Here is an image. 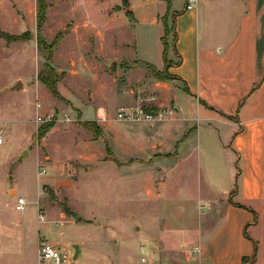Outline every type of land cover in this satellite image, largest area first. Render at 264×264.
Segmentation results:
<instances>
[{
  "label": "crops",
  "instance_id": "obj_1",
  "mask_svg": "<svg viewBox=\"0 0 264 264\" xmlns=\"http://www.w3.org/2000/svg\"><path fill=\"white\" fill-rule=\"evenodd\" d=\"M162 1L167 4L165 11L155 8V0H130V4L136 23L150 22L163 28L159 20L166 15L170 1L171 13L177 15L176 51L182 63L168 72L178 80L142 81L135 90L123 88L112 100L100 104L90 97L88 104L93 103L95 110L89 119L75 108L76 124L59 123L37 143L42 153L39 165L43 163L46 169L42 179L37 165L39 186L44 181H79L105 174L123 197L162 199L171 190L172 196L180 197L177 203L184 206L187 224L179 230L166 225L150 227L151 236L145 243L156 241L168 251H173L169 245L199 246L198 264H244V260L246 264H264V0H198L189 12L185 11L186 0L179 9L173 0ZM175 57L178 62V55ZM53 59L54 69L60 71L55 54ZM137 60L141 67L137 66L134 74L146 75L142 65L153 64L146 58ZM155 67L163 70L164 61ZM20 84L23 89L25 85ZM146 89L157 93L144 100L140 93ZM37 93L39 100L49 99L55 108L38 101L40 113L56 111L61 102L39 82ZM138 100L153 104L162 117L152 122L117 120L121 107H133ZM88 122L101 131L99 139L83 128L82 124ZM0 123L4 126L12 121L1 116ZM61 130L63 134L85 132L78 147L80 155L69 154L65 159L52 155L45 139ZM10 134L5 130L6 137ZM217 148L225 156L222 165L215 158ZM23 152H27L24 157L29 156L28 150ZM8 226L2 228L5 238H15ZM54 243L50 242L65 255V249ZM78 245L77 260L75 254L73 259L69 257L72 264L82 258V243ZM139 247L144 253L145 245ZM92 251L98 254L95 264H126L132 260L126 248L115 252L117 256L105 254L108 258H103L97 248ZM17 264L36 262L23 257Z\"/></svg>",
  "mask_w": 264,
  "mask_h": 264
},
{
  "label": "rangeland",
  "instance_id": "obj_2",
  "mask_svg": "<svg viewBox=\"0 0 264 264\" xmlns=\"http://www.w3.org/2000/svg\"><path fill=\"white\" fill-rule=\"evenodd\" d=\"M182 2L173 0L172 4L179 9ZM166 5L165 1L155 0L159 11H165ZM132 10L130 0H0V31L14 41L0 39V117L12 121L3 126L11 134L5 135V143L0 146L3 152L0 156V264H17L23 257L30 263L34 260L36 264H50L39 259L40 241L61 245L68 259L71 255L73 259L74 247L82 243L81 256H86V261L80 258L78 264H95L98 254L92 253L94 248L110 257L126 248L132 259L126 264L133 260L137 263L142 256L150 258L152 264H198V258L186 254L191 244L169 245L173 251H168L156 241L145 243L151 236L150 227L166 225L179 230L187 224V214L182 212L184 206L177 203L180 197L172 196L171 190L162 199L148 200L117 194L112 180L105 174L79 181L74 178L75 181L69 182L44 181L42 187L37 180L42 154L37 145L41 143L38 131L46 126L35 125V106L40 101L55 109L53 101L38 98V82L46 88L38 74L49 64L51 50L61 69H55L60 77L57 89L61 98L46 89L61 102L56 111L71 116L72 123L67 125L78 121L75 108L83 112L85 119L92 117L95 108L93 103L88 104L90 97L95 104H100L112 100L123 88L135 90L142 81L157 80L144 65L146 75L134 74V71L141 67L137 58L149 59L146 61L157 67L163 65V28L150 22L136 23ZM168 25L172 47L171 18ZM170 58L177 60L172 50ZM51 67L54 68V59ZM19 82L25 85L23 89L16 87ZM6 89L11 91L2 95ZM146 90L140 93L144 100L157 93ZM143 104L155 108L153 104ZM63 133L53 131L45 139L52 155L62 159L69 154L80 155L82 151L78 147L84 141L85 132ZM26 150L29 156L23 157ZM215 158L219 165L225 163V156L218 148ZM42 170H46L43 163L38 166L43 179L46 173L42 174ZM197 182L196 179L195 185ZM21 196L27 200V206L25 211L16 212L15 204ZM6 226L15 233V238H5L2 228ZM143 232L147 233L141 237ZM141 245L146 247L144 253L138 250ZM149 250L155 252L153 256L149 257Z\"/></svg>",
  "mask_w": 264,
  "mask_h": 264
},
{
  "label": "built area",
  "instance_id": "obj_3",
  "mask_svg": "<svg viewBox=\"0 0 264 264\" xmlns=\"http://www.w3.org/2000/svg\"><path fill=\"white\" fill-rule=\"evenodd\" d=\"M198 4V0H186V6L185 11L189 12L196 8ZM146 108L153 109L150 106H146L138 100L137 104L133 107H121L117 114L116 118L119 121L122 122H152L155 121L158 118H161L163 113L160 112H152L151 110H147ZM36 110L37 114L35 117V123L38 126H42L45 124H59V123H72V118L67 113H61L57 111L53 112H45L40 113L41 111V104H36ZM103 121L106 120V118H101ZM5 143V131L3 129V124L0 123V146H2ZM46 170H42V174H45ZM27 206V200L24 197L17 198L15 209L18 212L25 211V208ZM204 206L202 208V211H204L206 208ZM40 218L43 220V216H40ZM39 259L42 263H50V264H58L61 261L66 263L67 261L72 264V261L68 259L61 251L60 248L47 243L45 241H40L39 243ZM186 254H188L190 257H198L201 254V249L199 246H195L190 248L188 251H186ZM132 264H151V260L149 258H146L143 256L139 262L132 263Z\"/></svg>",
  "mask_w": 264,
  "mask_h": 264
},
{
  "label": "trees",
  "instance_id": "obj_4",
  "mask_svg": "<svg viewBox=\"0 0 264 264\" xmlns=\"http://www.w3.org/2000/svg\"><path fill=\"white\" fill-rule=\"evenodd\" d=\"M176 17H177V15H174L171 13V4L169 1L167 13L164 17L161 18V22H162L163 29H164V33H163V36L161 38V42L163 45L164 68H163V70L160 71L153 65H148V64L146 65V67L151 71V73L154 75V77L158 81H168V82L172 81L173 82V81L178 80L175 76H172L168 72V70L171 67L180 65L182 63L181 56L176 51V42H177ZM170 18H172V29H173V33H174L173 34L174 36H173V46L172 47L169 44L171 29L168 25V21L170 20ZM0 39H4L10 43L14 42L12 39H10V37H8L2 31H0ZM51 49H53V48L51 47ZM171 50L175 53V55H178V62H173L170 59ZM52 60H53V51L51 50L50 56L48 57V63L50 65L47 64L45 66V68L39 72L38 79L46 86V88L49 90V92L54 97L60 99L61 97H60L58 89H57L60 77L56 73L55 69L53 67H51ZM186 92H188V90H186ZM146 109L151 110L154 113L158 112V109H156V108H154V109L146 108ZM42 126H46V127L40 128L38 131V136L40 137L41 140L54 127V124H45ZM82 126L87 131L92 132L94 139H99V137L101 136V131L95 127V124L88 122V123H83ZM255 221H256V219L254 220V222ZM245 236L248 237L247 233H245ZM246 263H247V260H244V264H246Z\"/></svg>",
  "mask_w": 264,
  "mask_h": 264
},
{
  "label": "water",
  "instance_id": "obj_5",
  "mask_svg": "<svg viewBox=\"0 0 264 264\" xmlns=\"http://www.w3.org/2000/svg\"><path fill=\"white\" fill-rule=\"evenodd\" d=\"M115 69V64H113V67H112V70H114ZM19 86H21L22 87V85L19 83V84H17V88H19ZM6 92V91H5ZM4 92V93H5ZM24 156H27V152H24L23 153V157ZM75 248V256H74V261H76L77 260V258H78V255H79V247L78 246H76V247H74Z\"/></svg>",
  "mask_w": 264,
  "mask_h": 264
}]
</instances>
